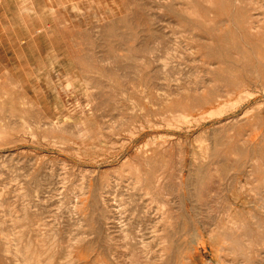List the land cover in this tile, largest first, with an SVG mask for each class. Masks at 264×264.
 I'll use <instances>...</instances> for the list:
<instances>
[{
  "label": "rangeland",
  "instance_id": "obj_1",
  "mask_svg": "<svg viewBox=\"0 0 264 264\" xmlns=\"http://www.w3.org/2000/svg\"><path fill=\"white\" fill-rule=\"evenodd\" d=\"M0 264H264V0H0Z\"/></svg>",
  "mask_w": 264,
  "mask_h": 264
}]
</instances>
